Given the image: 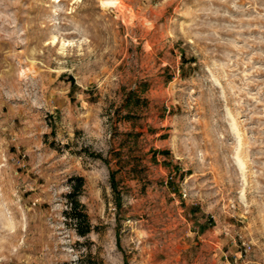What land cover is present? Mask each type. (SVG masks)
<instances>
[{"label":"rangeland","instance_id":"rangeland-1","mask_svg":"<svg viewBox=\"0 0 264 264\" xmlns=\"http://www.w3.org/2000/svg\"><path fill=\"white\" fill-rule=\"evenodd\" d=\"M120 1L0 0V264H264V0Z\"/></svg>","mask_w":264,"mask_h":264},{"label":"trees","instance_id":"trees-1","mask_svg":"<svg viewBox=\"0 0 264 264\" xmlns=\"http://www.w3.org/2000/svg\"><path fill=\"white\" fill-rule=\"evenodd\" d=\"M89 157L94 159L102 160L106 165V161L101 158L99 154H93L91 152H87L84 150ZM155 151L152 152L153 156L155 157ZM116 171L110 170L109 171V184L114 195V202L116 208H120V193L117 190V182H116ZM83 178L81 177H72L69 180V188L70 192L66 194V205L67 208L64 212L66 220L70 223V225L74 228L77 235L80 237L87 236L91 231L92 227L89 223L87 215L83 211V206L78 201V195L82 190L83 187Z\"/></svg>","mask_w":264,"mask_h":264},{"label":"bare ground","instance_id":"bare-ground-1","mask_svg":"<svg viewBox=\"0 0 264 264\" xmlns=\"http://www.w3.org/2000/svg\"><path fill=\"white\" fill-rule=\"evenodd\" d=\"M116 3L120 4L121 1L120 0H101V5L105 8V7H112L114 5H116ZM117 4V5H118Z\"/></svg>","mask_w":264,"mask_h":264}]
</instances>
